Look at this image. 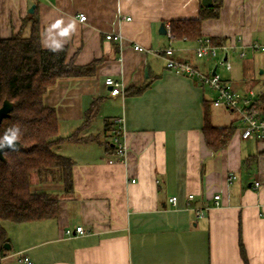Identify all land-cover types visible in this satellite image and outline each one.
<instances>
[{
	"label": "crops",
	"instance_id": "0c3cea01",
	"mask_svg": "<svg viewBox=\"0 0 264 264\" xmlns=\"http://www.w3.org/2000/svg\"><path fill=\"white\" fill-rule=\"evenodd\" d=\"M201 7L202 0H0L1 38L19 34L23 21L37 12L43 47L45 40L58 38L55 30L47 31L51 25L75 20L77 31L64 44L67 61L96 63L92 77L60 80L45 96V105L56 109L61 138L81 128L85 112L101 100L98 116L81 135L99 142L65 141L56 148L75 164L74 194L64 197L61 182L34 177V193L62 199L59 215L2 224L8 242L4 247L0 242L5 258L0 264H22L21 252L33 264H246L242 246L248 264H264V142L244 140L237 114L215 108L210 88L169 71L162 57L134 50L141 45L162 51L170 39L161 26L169 32L173 21L198 19ZM110 34L123 40H108ZM204 37L228 49L199 59ZM201 38L174 37L175 59L206 75L216 72L236 92H254L262 102L264 52L253 47H264V0H224L218 17L204 21ZM108 79L120 83L122 93L114 94ZM147 85L141 95L129 94ZM207 106L213 126L235 128L218 152L203 133ZM117 121L127 148L123 162L105 147ZM232 173L237 179L230 182ZM78 227L84 234L66 235Z\"/></svg>",
	"mask_w": 264,
	"mask_h": 264
},
{
	"label": "trees",
	"instance_id": "16d2710c",
	"mask_svg": "<svg viewBox=\"0 0 264 264\" xmlns=\"http://www.w3.org/2000/svg\"><path fill=\"white\" fill-rule=\"evenodd\" d=\"M210 8L201 7L198 19L171 22L175 38L197 40L202 35L205 20L218 17L224 0H212ZM30 27L29 36L24 32ZM214 43V40H213ZM214 45H216L214 43ZM217 46H221L218 43ZM68 51L53 53L41 45V24L39 14H30L19 34L9 39L0 37V108L5 101L13 105L10 116L0 126V137L5 131L18 125L21 136L19 151H9L0 160V242H8L4 222L27 224L56 219L62 199L54 194L34 193L32 179L61 182L65 187L64 197L74 194V162L57 153L56 148L65 141L83 142L97 137L81 138L98 116L101 100L97 99L85 112L84 123L73 135L63 139L59 135V119L55 108L45 105V96L60 80L92 77L96 63L77 66L67 61ZM149 85L130 91V95H141ZM264 103V95L262 96ZM209 107L205 108V135L207 145L215 152L225 149L234 132V126L215 127L210 121ZM109 124L106 125V128ZM108 153H115L112 142L105 144ZM242 255L248 264L245 250Z\"/></svg>",
	"mask_w": 264,
	"mask_h": 264
},
{
	"label": "built area",
	"instance_id": "2783aa9c",
	"mask_svg": "<svg viewBox=\"0 0 264 264\" xmlns=\"http://www.w3.org/2000/svg\"><path fill=\"white\" fill-rule=\"evenodd\" d=\"M80 20L85 22L87 17L85 15L80 16ZM130 20V19H128ZM170 44L160 52H155L151 49L145 48L141 45H135L134 50L139 53L144 54H153L155 56L162 57L166 62V68L180 76H186L190 78L197 79L203 87H208L216 93V96L213 100V106L215 108H225L233 111L237 114L240 124H241V135L244 140H250L255 138L258 141L264 142V103L260 102L257 98V95L254 92L249 93L248 95H243L236 92L229 84L223 82L222 78L218 74L206 75L202 73L197 67L193 66L189 62H183L175 59V50L172 45L174 36L169 30ZM108 40H113L115 42H121L123 40L121 35H108ZM254 50H261L264 52V47H259L255 45ZM227 50L226 46H215L213 40L209 37H204L199 40V47L196 50V55L199 59L205 57H218L219 50ZM245 54H243L244 56ZM218 64H221L226 67L227 70H232V65L229 62L224 60H219ZM106 85L112 88L114 94L122 93L121 84L108 79ZM118 126L121 124L120 121L115 122ZM123 128L120 125L116 128L114 132V137L112 139V144L115 148V155L118 158L117 161H124L126 156L127 148L122 141ZM114 162V161H112ZM237 175L230 174L229 181H235ZM260 182H255L254 187L256 189L261 188ZM194 196L190 195L189 200H193ZM214 199L218 201L220 196H215ZM171 203L174 205L177 204L178 198L174 197L171 200ZM198 215L201 216L202 213L198 212ZM75 234H84V229L78 227L75 231L67 230V236H73ZM4 256L0 255V261L4 260ZM17 261L22 264H33V262L24 254L19 253L17 255Z\"/></svg>",
	"mask_w": 264,
	"mask_h": 264
},
{
	"label": "clouds",
	"instance_id": "9594fccd",
	"mask_svg": "<svg viewBox=\"0 0 264 264\" xmlns=\"http://www.w3.org/2000/svg\"><path fill=\"white\" fill-rule=\"evenodd\" d=\"M53 30L56 31L58 38H51L50 42L45 40L43 47L53 53H57L63 50L65 42L77 31V23L73 20L71 23L64 25L63 20H58L47 31L51 33ZM21 134V128L18 125L9 127L3 137H0V151L4 149L19 151L17 142Z\"/></svg>",
	"mask_w": 264,
	"mask_h": 264
},
{
	"label": "water",
	"instance_id": "95a60500",
	"mask_svg": "<svg viewBox=\"0 0 264 264\" xmlns=\"http://www.w3.org/2000/svg\"><path fill=\"white\" fill-rule=\"evenodd\" d=\"M202 5L204 7L210 8L213 5V1L212 0H202ZM35 10V7H32L30 10V13H33ZM160 32L162 34H167V30L165 29V26L162 25ZM216 72H214L213 74H215ZM13 110V105L12 103H10L9 101H5L3 104V107L0 108V126L2 125L4 119L8 118L10 116L11 111ZM19 145V150L21 149V144L19 142H17ZM12 151L10 149H4L2 151H0V160H4V154L6 152Z\"/></svg>",
	"mask_w": 264,
	"mask_h": 264
},
{
	"label": "rangeland",
	"instance_id": "374dc122",
	"mask_svg": "<svg viewBox=\"0 0 264 264\" xmlns=\"http://www.w3.org/2000/svg\"><path fill=\"white\" fill-rule=\"evenodd\" d=\"M226 118L231 120L233 117L230 114L226 113ZM5 224L7 223L4 222L3 225L5 226Z\"/></svg>",
	"mask_w": 264,
	"mask_h": 264
}]
</instances>
